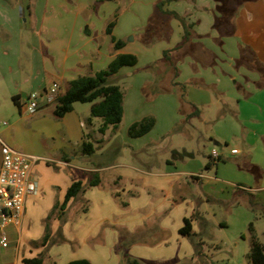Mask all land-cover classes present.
<instances>
[{
    "label": "crops",
    "instance_id": "1",
    "mask_svg": "<svg viewBox=\"0 0 264 264\" xmlns=\"http://www.w3.org/2000/svg\"><path fill=\"white\" fill-rule=\"evenodd\" d=\"M92 1L101 3L100 10H90L89 0H85L86 4L82 0H22L20 6L16 0L13 5L10 0H0V28L6 33L2 39L0 32V89L5 99L12 101V97L17 98L18 106L12 103L21 114L19 118L11 116V125L0 126V147L1 142L9 147L21 143L29 152L37 150L44 153L46 146L38 138L29 139L32 141L20 138L23 132L19 123L33 119L38 127L40 120L26 113V97L31 92H42L53 85L60 95L69 81L104 69L119 53L132 54L137 58L134 66L122 67L119 70L122 73L114 75L131 86L123 92L121 123L129 126L145 116H153L155 124L149 132H154L162 124L159 129V136H162L177 119L190 121L193 115L205 122L211 120L209 114L204 119L199 109L203 105L220 109L226 107L227 101H233L235 108L227 110L234 117L233 122H238V115L246 104L250 110L254 109L263 116L258 119L250 115L248 120L264 127V0H179L165 5L164 9L190 25L189 38L183 44V28L178 18L158 11L149 16L150 13L142 12L145 0H131L138 2L137 10L132 12L127 11L130 0H123L117 14L113 5H109L113 0ZM102 1L107 2L103 4ZM147 1L154 5L160 0ZM153 15L154 25L144 33L145 23ZM96 18L100 19V26L94 23ZM112 21L111 33L107 34L105 28ZM17 28L29 31L30 52L27 55L20 49L17 34L16 39L14 34L11 35ZM129 34L133 36L132 43L125 41L124 37ZM111 37L123 41V46L114 50ZM143 38L153 42L146 45ZM165 50H171L168 73L172 75L171 81L176 83L173 87L182 85L184 88H180L179 93L174 88L164 98H168L172 108L183 115L180 118L169 116L172 113L168 110L157 113L149 109L142 113L137 108L142 103L141 86L155 91L154 82L159 80L166 67L161 61ZM151 64H156L155 70L149 69ZM144 65L143 69L151 70L152 74L142 68L137 71ZM125 69L127 71L123 72ZM181 93L183 100L180 99ZM45 103L40 101L39 107ZM74 106L61 118L74 113ZM194 111L197 113L193 114ZM86 118L81 117L83 120ZM77 127L80 141V118ZM105 133H93L97 147L103 148L107 143ZM252 135L256 145H264V133L253 132ZM122 143L125 144L124 140ZM132 148L138 150L139 144ZM231 150L237 152L231 154ZM231 150L230 156L240 154L238 149ZM30 155L39 158L32 167L37 191L25 200L19 223L4 227L7 246H0V264H23L22 259L33 258L43 250L42 246L33 244L43 235V219L55 202L60 204L63 201L68 186L75 180L84 183L89 172L98 174L100 184L87 188L78 198L83 203L87 201L85 212L75 209L72 217L69 212L72 203L69 202L62 224L56 218L50 220L51 234L60 228L67 242L48 247L43 264H66L78 259H86L91 264H121L123 253L137 262L144 260L150 263L193 255V247L187 238L178 234L183 218L193 213L202 217L200 211L205 202H224L223 197L230 192L224 188L226 184L233 186L234 193L239 196H253L264 191V186H254L251 169L243 170L237 161H228L221 154L220 160H212L208 168L204 166L206 172L200 170L202 164L199 161L196 166L189 167L187 158L194 161L195 154L186 150L183 154L177 153L184 157L180 161L185 163L179 170L169 159L163 161L165 169H160L159 163L153 169L142 162L138 165H116L114 159L97 161L96 151L91 154L89 165L82 164L87 158H79L78 165L81 166L71 162L78 155H73V158L62 152L53 153L51 158ZM42 158L45 162H39ZM48 162L54 163V171L47 166ZM250 164L258 170L255 162ZM110 170L114 172L111 177L103 175ZM212 170L213 174H210ZM252 199L264 204V196L255 194ZM195 222H192V230L198 233ZM121 227L123 230L119 236L116 229ZM119 240L133 242L120 252L114 250ZM155 241L158 244L151 245Z\"/></svg>",
    "mask_w": 264,
    "mask_h": 264
},
{
    "label": "rangeland",
    "instance_id": "2",
    "mask_svg": "<svg viewBox=\"0 0 264 264\" xmlns=\"http://www.w3.org/2000/svg\"><path fill=\"white\" fill-rule=\"evenodd\" d=\"M10 1L11 2L9 3L13 5V1L15 0ZM16 1L20 6L22 0ZM89 1L91 3V5L88 6L90 10H100L101 3H94L92 0ZM82 2L86 4L85 0H82ZM106 2L107 1H102L103 4ZM123 4V0H113V2L109 3V5H113L115 14L121 11ZM128 4L127 11L132 12L137 10V1L132 2L130 0ZM153 11V4L149 5L148 1L145 0L142 12L147 14L150 13V16ZM99 21L100 19L96 18L94 23L97 26H100ZM146 24L147 23H145V26ZM142 29L143 28L141 27V30ZM1 31L2 30L0 28V32ZM1 34L3 35L2 39H4L6 33L1 32ZM12 34H14V36L17 34L16 36H18V42L21 45L20 49H22V53L25 55L29 54L30 47L28 45V29L17 28L13 33H11V35ZM124 38L125 41L132 43V34H129ZM134 38H136L135 35ZM25 55H23V57H25ZM145 66L146 65L140 67V69L137 71H141V68L143 69ZM125 71H127V69H125L123 72ZM145 72L152 74L151 70H145ZM119 73L122 72L120 71ZM111 80L113 84L119 85L122 93H125V90L128 87L131 88L130 85L126 84V81H122V78L114 76ZM171 80L172 75L167 73L164 76L163 81L159 83V87L161 86L160 88H162L164 91H160V89H158L157 91L152 92L153 89H145L141 86L139 92L142 96V103L140 102L137 106V108L141 110L140 112L143 113L145 110L150 109L156 111L157 113H161L168 110L172 113L170 115L168 114L171 117L178 118L179 116H183L181 113H178L172 108L168 98H164L165 96H168V94H171V91L173 92L174 88L179 93L180 87L178 85L173 87L174 85L170 84ZM125 84L127 86L126 88ZM188 86L193 87L195 85ZM188 86L186 88H189ZM1 92L2 91L0 89V126H9L12 122L11 116L14 115L15 117L19 118L21 114L18 108L13 106L11 99H5ZM54 102L55 101L45 103L41 107L38 106V108L32 113L26 112L28 114H33L34 119H40L38 127H36V125L33 123V119H25L19 123V127H21L23 132V135H20L21 139L32 141L29 139H33V137L34 139L38 138V141L41 142L44 147L46 146L47 150H45L44 153H40L37 150L32 153L31 151L29 152L25 150L21 143H16L17 145L10 146L13 150L27 155H42L47 158H51L53 153L55 154L58 152L65 153L66 156L68 155L70 157L73 155H78V157H72L73 159H71V162L73 164H80L79 158L83 157L87 158V160L85 161L86 163L82 164L89 165V159L91 155H84L80 150L81 140L84 139L93 144L94 151H96L98 154V156H95L97 161L99 160L105 162L106 158L114 159V163H116V165H138L142 162L146 163L148 166H151L153 169H155L159 163L160 169H165L166 165L163 161L164 159H169L174 162L177 170H179L181 166L185 164L180 161L184 157H182V155L178 156L177 153L180 155L183 154L184 150H186L189 153L194 151L195 154L194 161L186 157L188 159L187 162L189 167L196 166L197 161H199L202 164L200 167L202 172H206L204 166L209 160L208 156H211V152L214 150L219 155H223V157L226 158V160L228 159V161H237L238 165L243 170L247 171L251 169L249 172L252 175L250 173L249 174L253 178L254 186H264V145H256L252 135L253 132H257L258 134L264 133V127H262V129L260 125H257L256 123L254 124L248 120L250 115H255L258 119H261L263 116L260 113H257L258 111L254 109L250 110L249 106H246V104L243 105L244 111L238 115V122H233L235 121L234 117L227 113V110L230 109L232 111L235 108L233 101H227L225 103L226 107L223 106L220 107V109H216L209 104L203 105L202 107H199V109L203 112L202 115L204 119L208 117L206 114H209L211 120H207L205 122V120L202 121L200 119L201 117L197 118L196 116H192L190 121H184V119H175L176 121L172 128L162 133L164 134L162 136H159V129H161L162 125L159 124L154 132H149L147 135L145 134V137L141 136L142 138H130L127 136L126 132V127L128 125H126L124 122H120L116 129L111 127L108 128L107 132L105 133V136L108 138L106 141L107 143H105L104 147L101 148L97 147V144L93 141V133H97L96 129L100 125L101 120L99 118H93L91 124H88L86 119H81L82 116L85 118L89 116L90 103H75L74 113L66 115L65 118H57L53 114L55 106ZM79 118L82 124V136L80 141L78 137L80 133L78 132L77 127ZM137 139L140 140L137 141ZM123 140L125 144L122 143ZM138 144L139 149L135 151L132 150V147ZM232 148L240 150V154L230 156V150ZM41 161L45 162V159L42 158L39 162ZM251 161L257 164L258 170L257 168L255 169L254 166H251ZM47 164V166H50L52 170L55 169L54 163L48 162ZM113 173L114 172L110 170L107 173H103V175L106 174L105 176L111 177ZM210 174H213V170L210 172ZM225 186L226 187L224 188L230 191L229 194L223 197L225 198V201L222 203L218 201L205 202L200 211L204 221L201 223L196 221L197 223L195 222L194 224L195 229L200 232L199 239L203 242L202 250L198 256H193L190 254L185 257L180 256L171 260L160 259L152 263L143 262L144 260L140 259L142 261H138L139 264H249L247 260V253L249 250L248 225L249 223H252L254 235L264 247V204L255 200L254 202L256 205L252 207L249 205L248 200L249 198H253V196L255 197V194L260 197L264 196V191L254 193L253 196L249 194L239 196L234 193L233 190H235V188L233 186L229 184H226ZM83 205L84 203L79 199L72 202V205H70L72 207L69 211L72 217L75 216V209H81ZM105 225L109 227V225L106 223ZM113 229L115 230V228ZM116 230L117 233H119L118 231H122L123 227ZM137 243L138 241L136 244ZM156 244H158L157 241H155L154 244L151 243V245ZM115 246L116 245H114V250L116 249ZM119 262L121 264H130L123 258Z\"/></svg>",
    "mask_w": 264,
    "mask_h": 264
},
{
    "label": "trees",
    "instance_id": "3",
    "mask_svg": "<svg viewBox=\"0 0 264 264\" xmlns=\"http://www.w3.org/2000/svg\"><path fill=\"white\" fill-rule=\"evenodd\" d=\"M179 0H160L156 1L153 5L154 11H158L162 14H166L170 17L178 18L180 21L182 28H183V36L181 44L186 42L189 38L190 25H186L182 18H179L175 13L171 11H167L164 9V6L171 3L177 2ZM154 15L151 16L147 26L145 27V32L147 33L148 30L152 29L151 27L154 25ZM114 25V21L109 22L105 28V32L107 34L111 33V29ZM145 35V34H143ZM143 43L148 45L153 41H147L143 38ZM111 42L113 43V49L118 50L124 44L121 40H115L111 37ZM179 44V46L181 45ZM178 48V47H177ZM171 50L163 51V59L162 64H164L165 71L163 70L161 75L159 76V80L154 82L155 84V91L162 88H159V83L163 81L165 73L167 74L170 69V53ZM137 63V58L135 55L132 54H123L119 53L116 54L113 59L107 64V66L90 75L78 76L77 78L69 81L63 93L58 95L55 99V106L53 110L54 116L57 118L63 117L65 114L69 113L73 109V104L75 103H90L89 107V116L86 118V122L91 124L93 118H99L101 120L100 125L97 127V132L99 134H104L106 130L111 127L116 129L121 122L122 119V98L123 93L120 87L116 84L111 82V78L118 73V71L125 66H134ZM156 64L149 65V69L153 68ZM168 67V68H167ZM158 68V67H157ZM167 68V69H166ZM158 79V77H157ZM153 84V85H154ZM171 85H176L173 81L170 83ZM180 88H184L182 85H178ZM154 91V92H155ZM180 99H184L183 93L180 95ZM12 101L15 105L17 104V98L12 97ZM197 111H194L193 114H196ZM193 116V115H191ZM155 119L153 116H145L141 118L139 121L133 122L127 128V136L130 138H138L146 133H148L154 126ZM80 150L84 155H91L94 152L93 144L89 141L84 139L81 140ZM210 160L206 163L205 168H208L212 163L211 156L209 157ZM217 160H220L218 158ZM100 184V178L97 173L89 172L87 173L86 181L83 183L81 180L73 181L65 191L63 201L59 204L55 202L50 209L47 216L43 219V235L38 241L33 242L34 245L42 246L43 250L33 258H24L22 259L23 264H43V260L45 257V252L47 251L48 247L52 245H59L66 243L67 240L61 233V229L58 228L54 234H51L50 231V220L52 218H56L60 224L65 221L66 211L68 203L70 204L76 201L79 197H82L85 193L87 188L98 186ZM250 206L256 205L252 198L248 200ZM87 201L84 200V205L82 206V212H85L87 209V205H85ZM122 206H125L126 203H121ZM193 221H204L202 217H200L197 213L191 214L187 218H183V224L178 229V234L182 237L188 239L189 243L193 247V256H198L200 251L202 250L203 242L199 239V233H195L192 230V222ZM199 223V224H200ZM118 235L121 236V230L118 231ZM248 232H249V250L247 253V260L249 264H264V247L258 241L257 237L254 235L252 223L248 225ZM121 240V239H120ZM118 241L116 245V249L121 252L124 248H127L133 241L130 242H122ZM122 258L125 261H128L130 264H138L135 259L129 258L126 253L122 254ZM66 264H91L86 259H78L69 261Z\"/></svg>",
    "mask_w": 264,
    "mask_h": 264
},
{
    "label": "built area",
    "instance_id": "4",
    "mask_svg": "<svg viewBox=\"0 0 264 264\" xmlns=\"http://www.w3.org/2000/svg\"><path fill=\"white\" fill-rule=\"evenodd\" d=\"M57 96L56 85L42 92H31L25 99V109L32 113L38 108L40 101L50 103ZM236 152L231 150V154ZM0 153V246L4 248L7 246L4 227L19 223L25 200L37 191L32 167L39 158L15 151L2 142ZM211 158L216 161L219 154L212 150Z\"/></svg>",
    "mask_w": 264,
    "mask_h": 264
}]
</instances>
